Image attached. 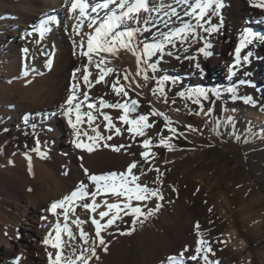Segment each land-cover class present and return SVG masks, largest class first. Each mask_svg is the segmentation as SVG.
<instances>
[{"label": "bare ground", "instance_id": "1", "mask_svg": "<svg viewBox=\"0 0 264 264\" xmlns=\"http://www.w3.org/2000/svg\"><path fill=\"white\" fill-rule=\"evenodd\" d=\"M221 2L223 7L211 17L212 23L218 25V30L205 34L200 29V35L206 39H192L191 47L188 43L180 45L177 42L173 51L181 59L177 60L175 56L165 57L158 75H168L178 81L176 85L170 86L169 96L185 88L223 89L234 84L238 89V96L252 97L257 103L232 100L230 94L225 93L223 99L213 97L214 103L204 101L205 111L208 106L213 108V112L205 116L200 106L188 101V106L185 107V102L179 97L176 98L177 105L171 106L170 110L169 106L151 96L148 89L143 90L144 96L130 93L129 97L118 98L110 88L96 85L90 95L97 106L98 97L102 95L109 103H114L117 99H121V102L123 99H138V113L149 112L151 106L147 101L151 100L152 106L169 115L172 121L179 124L178 129L196 143H200L203 138L195 131H189L186 128L189 124L202 132L205 138L216 139L239 162L248 166V173L243 175L241 187H235L229 193L227 184L231 181L227 177V182L219 186L216 200L211 192L217 181L204 185L206 190L201 192L205 178L216 169L224 167L228 173L231 169L236 170L239 164H234L231 159H224L223 155L207 158V147L200 149V152L192 148L189 152L181 153L172 139V151L167 149L154 153L157 146L162 147L156 133L161 132L163 136L171 137L173 134L164 127L162 117H152L150 122L156 123L147 136L152 137L153 146L149 161L143 165L146 175L141 176L140 182L159 188L164 199L156 201L153 197L146 202V208L145 202L133 200L132 203L147 211V208L155 207L158 202L161 205L159 211L146 219L141 217L143 222H137L135 231L131 234L128 231L133 217L121 213L123 221L117 220L101 233L108 250L104 251L103 246L97 244L96 255L89 264H161L162 261L167 264V257L178 255L185 246L189 248V252L185 253L187 257L194 253L199 239L195 228L197 222L200 225L199 231L205 234L213 247L214 254H209L213 264H264V243L260 242V235L264 233V192L259 189L254 191V197H249L246 193L240 202L235 200L236 192L248 191L260 179H264V94L258 91L261 84L260 87H252L250 83L235 84L239 79L251 82H259L260 79L263 82L262 40L249 45L245 51L253 53L250 62L237 69L233 80L228 79L230 63L234 62L232 53L237 46L238 33L249 25L256 31H264V23L261 21L264 9L254 7L252 0ZM65 4L66 0H0V264H14L17 257H20V264H48L46 249H51L42 241L50 230L47 226L55 223V217L45 209L52 202L68 195L80 181L89 184L92 189V182L84 174L82 164L90 173L102 174L124 171L132 160L142 159L141 144L135 142L136 137L132 139V135L127 132L120 137L113 136L108 141L109 144L126 145L119 153L105 147L91 154L77 149L72 142L74 137L71 128L66 119L58 114L60 105L69 95L74 69L83 68L84 63V58L74 55L72 41L79 40V37L73 32L76 20L67 12ZM156 15L153 13V16ZM49 17L54 18L50 23L52 31L46 33L43 40L39 39L38 33L27 35L42 19ZM179 25L180 22L176 21L175 26ZM205 42L211 46L207 49L212 53L210 56L197 51ZM43 44L50 49L49 55L42 53ZM25 48L28 49L27 53L23 51ZM185 56L194 59L187 60L184 59ZM49 58L52 59L50 69L46 66ZM113 63L118 70H136L135 57L131 53H123L122 58ZM195 64H199L200 68L197 69ZM25 65L42 74L30 71L29 76L24 77ZM209 68L211 73L207 77ZM222 72H225L224 77ZM151 86L150 84L149 87ZM176 107L181 111L176 112ZM103 111L111 114L114 119L120 114L116 109ZM25 115H29L27 123L24 121ZM228 117L232 118L231 123L219 129L220 135L212 131L213 120L227 124ZM97 122L100 123V131L107 135L102 117ZM32 124L36 125L35 129ZM117 126L122 131L126 128L120 122H117ZM37 138L40 140V151L46 152V157L42 158L32 151L37 146ZM128 145L131 147L128 148ZM25 153L31 156V172ZM188 153L194 158L201 155V161L197 164L193 162L192 166L185 168L183 175L174 177L180 156ZM81 156L84 157L83 160L80 159ZM148 167L153 170L147 171ZM198 167L200 168L197 169ZM156 168L160 171L156 172ZM158 176L162 183H153ZM102 199H108L111 203L115 198L102 195L97 197V202L100 203ZM45 215L48 216L47 221L42 219ZM77 216L87 221L81 227L94 234L95 226L91 224L89 213L78 207L72 219ZM69 224L71 225V220ZM71 226L76 231V226ZM186 264L197 262L186 260ZM198 264H204V261L201 259Z\"/></svg>", "mask_w": 264, "mask_h": 264}, {"label": "snow or ice", "instance_id": "2", "mask_svg": "<svg viewBox=\"0 0 264 264\" xmlns=\"http://www.w3.org/2000/svg\"><path fill=\"white\" fill-rule=\"evenodd\" d=\"M252 3L254 7L264 9V0H252ZM65 7L70 16L76 20L73 32L79 40L73 39L72 41L74 55L78 54L84 58L83 68L77 67L72 73L69 95L60 105L58 113L66 119L72 130L73 144L77 149H82L89 154L101 147L111 148L119 153L126 148V145L109 144L108 141H111L113 136L120 137L127 132L132 135V139L137 136L144 137L140 142L143 149L140 152L141 160H132L124 171H110L102 174L90 173V170L82 164L84 174L92 182V189L89 184L80 181L73 191L62 199L52 202L50 207L45 209L55 217V223L47 226L50 230L42 241L51 249H46L48 264H89L92 257L96 255L97 244L103 246L104 251L108 250L101 233L115 224L117 220L123 221L121 213L124 216L133 217L128 231V234H131L135 231L136 223L143 222L141 217L146 219L154 215L161 206L157 202L155 207L147 208L145 211L139 205L134 206L133 200L145 202L144 207L146 208V202L152 200L153 197L156 201L164 199L159 188H152L140 182L141 176L146 175L143 165L149 161L153 146L152 137L147 136V130L153 128L156 121L149 123L150 117H162L165 122L164 127L173 135L178 131L172 127L171 117L152 106L151 100L147 101L151 106L147 113H138L140 108L138 99L130 101L123 99V102L117 99L114 103H109L102 95L98 97L99 106H97L90 95L96 85L110 88L118 98L129 97L130 93L144 96L143 90L148 89L151 96L169 106L170 110H172L171 106L177 105L176 98L179 97L185 102V107L188 106V101L200 106L205 116L212 113L213 108L208 106L205 111L204 101L214 103L213 97L223 99L225 93L230 94V99H242L247 104H255L257 101L252 97L238 96V89L234 84L223 89L185 88L169 96L170 86L176 85L178 81L168 75H158V69L165 57L175 56L177 60L181 59L173 51L177 42L180 45L188 43L191 47L192 39H206L200 35V29L205 34L215 33L218 30V25L212 23L211 17L218 14L219 9L223 7L221 0H171V2L168 0H70V3L66 2ZM153 13L157 15L153 16ZM184 17L189 19L185 20ZM53 19L51 17L42 19L27 35L38 33L39 39L43 40L45 34L52 31L50 23ZM176 21H179L181 26L176 27ZM55 22L59 23V21ZM205 25L208 26L205 27ZM85 26L87 31H85ZM257 40H264V35L250 28L244 29L240 34L238 45L234 49V63L229 66L230 75H236L238 68L250 62L253 53L245 50ZM210 47V44L205 42L204 46L198 48L197 51L204 56H210L212 53L207 51ZM23 51L27 53L28 49L25 48ZM123 53H131L135 57V72L128 69L118 70L114 66L113 62L120 60ZM184 59L193 60L194 58L185 56ZM46 66L51 68V58L47 59ZM194 66L197 69L200 68L199 64ZM30 71L36 72L37 75L42 74L25 65L23 76H29ZM240 83H251V81L241 80ZM150 84L151 87H149ZM104 109H116L120 114L114 119L111 114L103 111ZM174 110L181 111L179 107ZM197 114L199 115L200 112ZM29 115L24 116L25 123L28 122ZM101 117L107 135L100 131V123L97 122ZM231 119V117L227 118V124L213 120L212 131L220 135L219 129L222 126L227 127ZM117 122L127 126L124 131L117 126ZM32 127L35 129L36 125L32 124ZM186 128L189 131H198L190 124ZM228 134L231 135V132ZM179 135L183 136L184 133L181 132ZM156 136L160 137L161 146L168 148L169 151L173 150L174 145L170 143L171 136H163L161 132H157ZM36 145L32 151L42 158L46 157L47 153L40 151L39 138L36 139ZM127 147L130 148L131 145ZM129 154L135 155V153ZM25 155L27 156V153ZM83 158V156L80 157L81 160ZM27 159L31 172V156H27ZM152 170V167L147 169V171ZM155 171L160 170L156 168ZM157 181L162 183L159 176L153 183ZM102 195L115 198L114 202L110 203L108 199H102L98 203L97 197ZM78 207L89 213L91 224L95 226L94 234H90L81 227L87 221L81 220L78 216L72 219ZM42 219L47 221L48 216L45 215ZM70 220L71 225L76 226V231H73L69 224ZM195 228L199 239L194 253L185 257V253L189 252V248L185 246L178 255L167 257V264H186V260L198 264L201 259L204 264H213V261L209 259V254H214L213 247L205 234L199 231V222L196 223ZM14 264H20V257L16 258ZM161 264L165 262L162 261Z\"/></svg>", "mask_w": 264, "mask_h": 264}, {"label": "rangeland", "instance_id": "3", "mask_svg": "<svg viewBox=\"0 0 264 264\" xmlns=\"http://www.w3.org/2000/svg\"><path fill=\"white\" fill-rule=\"evenodd\" d=\"M257 16H259V13ZM210 73H211V71L209 68V70L207 69V77L210 76ZM224 74H225V72L224 73L222 72L223 77H224ZM263 76H264V71H263ZM262 80H263V82H261L260 79L258 80L259 82H254V85L257 87H260L259 85L261 84V87L259 88L258 91H260V93L264 94V79H262ZM138 112H139V109H138ZM151 118L152 117H150V120H151ZM150 120H149V123H151ZM172 122H173L172 126L178 130L177 134L173 135V137H172V143L177 145V149H179L181 153L182 152L183 153L189 152L190 149H192V148H196L197 151L200 152V149H204L205 147H207V154H208L207 158L211 159L213 157L216 158L217 156L219 157V156L223 155L224 159H229V160L231 159V160H233L234 164H239L238 168L236 170L231 169V170H229L228 173L225 172L224 167L216 169V171L213 174H210L208 177L205 178V180H204L205 183L202 186L201 192H204L206 190L204 185L217 181L213 192H211L213 199L216 200V197H217L216 194L220 190L219 186L222 183L227 182V180H226L227 177H229V180L231 181L230 183H232V185L230 183L229 184L226 183L228 185V187L230 186L229 188L227 187V191L229 193L232 192L233 190H235L234 189L235 187H241L243 175L248 173V171H247L248 166H246L242 162H239L236 159V156L232 152L225 150L224 147L221 144H219L216 139L205 138V135L202 132L195 131L198 135L202 136V138H203L200 140V143H196L194 141V139L192 140V138L185 136V134L183 136H180L179 133H181V132L184 133V132L180 131V129H178L179 124L177 122H175V121H172ZM181 128H183V126H181ZM149 131L150 130H147V133ZM143 139H144V137L138 136V137H136L135 142L140 143ZM204 143H206L207 145H205ZM167 149L168 148H166L164 146H162V147L157 146L154 150V153L158 154V153H161L162 151H166ZM201 159H202L201 155H198L197 158H194L191 153L180 156L179 166L174 171L173 176L175 177L179 174L183 175L186 167L192 166L193 162H195V164H197V162L199 163L201 161ZM199 168L200 167H198L197 169H199ZM259 189H262L264 192V179H260L258 181V184L257 185L255 184V186L248 191L236 192V195H235L236 202H240L242 199V196H244L246 193H247L246 195H249V197H254V191H258ZM263 206H264V204L262 205V207ZM260 236H261L260 242L264 243V233Z\"/></svg>", "mask_w": 264, "mask_h": 264}, {"label": "water", "instance_id": "4", "mask_svg": "<svg viewBox=\"0 0 264 264\" xmlns=\"http://www.w3.org/2000/svg\"><path fill=\"white\" fill-rule=\"evenodd\" d=\"M48 50L47 49H43V53H45V54H48Z\"/></svg>", "mask_w": 264, "mask_h": 264}]
</instances>
